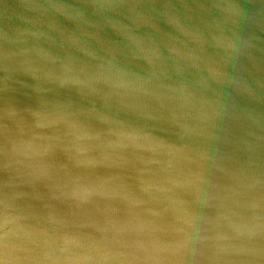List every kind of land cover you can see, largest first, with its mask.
<instances>
[{
	"label": "water",
	"instance_id": "95a60500",
	"mask_svg": "<svg viewBox=\"0 0 264 264\" xmlns=\"http://www.w3.org/2000/svg\"><path fill=\"white\" fill-rule=\"evenodd\" d=\"M0 264H264V0H0Z\"/></svg>",
	"mask_w": 264,
	"mask_h": 264
}]
</instances>
